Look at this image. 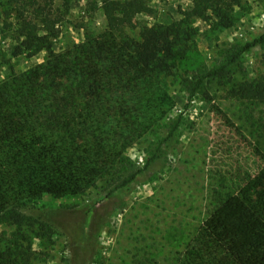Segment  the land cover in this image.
<instances>
[{"label":"trees","instance_id":"16d2710c","mask_svg":"<svg viewBox=\"0 0 264 264\" xmlns=\"http://www.w3.org/2000/svg\"><path fill=\"white\" fill-rule=\"evenodd\" d=\"M17 1L42 13L54 0ZM101 2L104 28L87 29L84 40L58 52L48 16L41 14L40 34L20 11L12 56L44 51L46 58L16 71L0 52V222L20 228L26 220L20 208L43 194L78 196L98 181L106 186L131 181L136 169L126 150L173 103L168 77L176 58L191 49L195 20L211 30L226 29L244 4L192 0L179 20L143 25L135 38L126 29L135 26L138 13L149 11L145 0ZM259 44L264 33L238 48L227 64ZM225 69L221 65L205 76L223 78ZM225 97L264 101V71L256 81L232 82ZM212 197L213 207L173 264H264V166L231 180L226 190L213 187ZM10 247L0 239V264H29L26 251Z\"/></svg>","mask_w":264,"mask_h":264},{"label":"rangeland","instance_id":"374dc122","mask_svg":"<svg viewBox=\"0 0 264 264\" xmlns=\"http://www.w3.org/2000/svg\"><path fill=\"white\" fill-rule=\"evenodd\" d=\"M145 2L149 11L138 13L135 26L126 29L135 38L143 25L179 20L192 0ZM22 4L0 0V52L16 71L46 58L44 51L12 56L20 11L40 34L45 33L41 14L48 16L56 52L106 23L101 0H54L42 13ZM235 16L234 24L221 30L195 20L191 49L176 58L168 77L173 103L126 150L136 169L131 181L107 186L98 181L78 196L43 194L20 208L26 216L20 228L0 222L2 245L26 251L29 264H173L213 207V187L226 190L231 180L264 166V101L225 97L232 82L256 81L264 71V44L227 64L238 48L264 33V0H244ZM221 65H226L223 78L205 76ZM8 72L4 65L1 74Z\"/></svg>","mask_w":264,"mask_h":264}]
</instances>
